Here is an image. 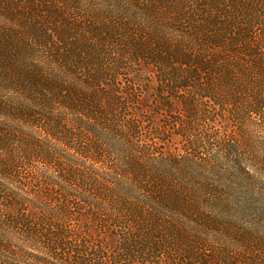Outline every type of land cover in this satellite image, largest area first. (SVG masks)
I'll use <instances>...</instances> for the list:
<instances>
[{
  "label": "trees",
  "instance_id": "trees-1",
  "mask_svg": "<svg viewBox=\"0 0 264 264\" xmlns=\"http://www.w3.org/2000/svg\"><path fill=\"white\" fill-rule=\"evenodd\" d=\"M0 264H264V0H0Z\"/></svg>",
  "mask_w": 264,
  "mask_h": 264
}]
</instances>
